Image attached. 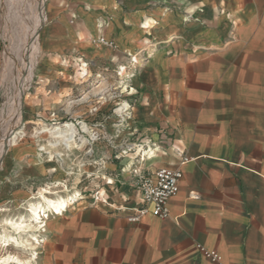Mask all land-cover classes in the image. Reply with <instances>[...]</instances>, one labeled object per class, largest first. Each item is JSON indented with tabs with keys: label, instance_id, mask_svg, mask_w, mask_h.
I'll return each instance as SVG.
<instances>
[{
	"label": "crops",
	"instance_id": "1",
	"mask_svg": "<svg viewBox=\"0 0 264 264\" xmlns=\"http://www.w3.org/2000/svg\"><path fill=\"white\" fill-rule=\"evenodd\" d=\"M47 14L49 45L112 64L158 48L131 80L119 146L133 153L105 165L107 203L51 218L37 264H217L198 245L264 264V0H50ZM185 158L170 218L129 222L133 171Z\"/></svg>",
	"mask_w": 264,
	"mask_h": 264
},
{
	"label": "rangeland",
	"instance_id": "2",
	"mask_svg": "<svg viewBox=\"0 0 264 264\" xmlns=\"http://www.w3.org/2000/svg\"><path fill=\"white\" fill-rule=\"evenodd\" d=\"M41 1L0 0V236L28 238L5 223L26 215L31 204L40 201L41 193L68 199L67 210L44 218L46 226L37 234L33 264H37L51 218L81 202L102 203L96 201L97 194L115 184L105 165L133 153L128 142L119 146L124 136L120 132L133 114L131 80L158 48L150 43V53L127 54L126 60L112 64L105 58L49 45L45 37L50 0H44L43 11ZM13 34L22 35L15 39V55L10 57L6 48ZM101 39L96 42L100 44ZM35 46L38 51L34 53ZM136 55L138 64H132L130 58ZM5 78L6 93L1 85ZM65 124L74 129L66 137L69 141L43 132ZM2 245L0 264H5L8 255L32 264L26 261L31 251Z\"/></svg>",
	"mask_w": 264,
	"mask_h": 264
},
{
	"label": "built area",
	"instance_id": "3",
	"mask_svg": "<svg viewBox=\"0 0 264 264\" xmlns=\"http://www.w3.org/2000/svg\"><path fill=\"white\" fill-rule=\"evenodd\" d=\"M100 43L110 48L114 46L113 43L107 42L104 39H101ZM149 45L150 43H147V46L141 49L140 53H150L152 47ZM138 56L136 55L130 58V62L132 64H138ZM120 69L123 71L126 67H120ZM188 162L189 159L185 158L178 168L164 167L154 173L138 170L133 171V177L135 179L134 188L141 197V206L129 218V222L139 223L148 214L160 219L170 218L169 201L180 190V184L184 176L182 166ZM96 201L106 203L105 192L98 193ZM197 249L205 258L217 264H222L221 257L216 251L209 250L202 245H198Z\"/></svg>",
	"mask_w": 264,
	"mask_h": 264
},
{
	"label": "bare ground",
	"instance_id": "4",
	"mask_svg": "<svg viewBox=\"0 0 264 264\" xmlns=\"http://www.w3.org/2000/svg\"><path fill=\"white\" fill-rule=\"evenodd\" d=\"M44 0L41 1V11H43ZM146 27V26H145ZM25 30V29H24ZM22 35V34H20ZM20 35L13 34L12 39L9 41V45L6 48V54L10 57L15 55L14 46L15 39ZM38 51L37 46L34 48V53ZM11 59V58H10ZM35 58L31 59L33 63ZM126 69H123V73ZM3 91L6 93L7 89V80L6 78L2 82ZM3 117V116H2ZM1 118V116H0ZM2 119V118H1ZM5 121V120H4ZM74 131L72 125L65 124L60 127L52 128V129H44L43 132L51 134L53 139H59L61 141H69L67 136L70 135V132ZM74 133V132H73ZM73 138V137H72ZM67 143V142H66ZM2 145V144H1ZM0 145V146H1ZM13 146V145H12ZM66 146V145H65ZM71 148V144L67 145ZM6 154V153H5ZM68 199L64 197H60L58 199L46 197L44 193L40 194V201L36 204H31L30 208L26 210L27 214L20 217L18 221H7L5 224L12 228V230L17 235L28 234V238L26 239H18L15 236H0V243L2 242L3 247L10 248V247H17V248H24V250L31 251L30 258L26 261L29 263L36 262V244L39 243L38 233L41 232V229L44 228L46 222L44 221L45 217H48L49 214H59L61 211H65L68 208ZM62 213V212H61ZM3 262L5 264H23L21 263L20 258L9 256L6 257Z\"/></svg>",
	"mask_w": 264,
	"mask_h": 264
}]
</instances>
